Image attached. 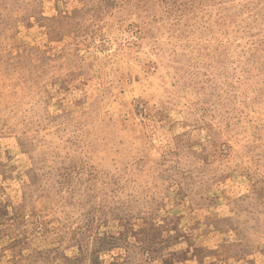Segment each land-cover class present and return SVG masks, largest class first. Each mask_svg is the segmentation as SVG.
Segmentation results:
<instances>
[{
	"label": "rangeland",
	"instance_id": "1",
	"mask_svg": "<svg viewBox=\"0 0 264 264\" xmlns=\"http://www.w3.org/2000/svg\"><path fill=\"white\" fill-rule=\"evenodd\" d=\"M0 264H264V0H0Z\"/></svg>",
	"mask_w": 264,
	"mask_h": 264
}]
</instances>
